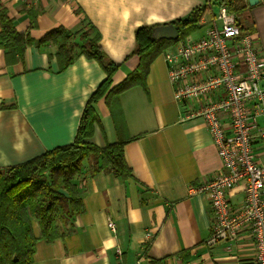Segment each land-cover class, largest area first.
Here are the masks:
<instances>
[{"label":"crops","instance_id":"0c3cea01","mask_svg":"<svg viewBox=\"0 0 264 264\" xmlns=\"http://www.w3.org/2000/svg\"><path fill=\"white\" fill-rule=\"evenodd\" d=\"M207 1L0 0V4L16 19L17 29L35 40L60 26L75 34L93 25L101 34L102 48L121 65L114 77L118 85L139 64L137 57H130L139 28L184 18ZM247 23L254 26L253 36L264 57V0L247 13ZM55 52L54 46L41 48L35 43L23 61L9 65L0 48V168L73 143L88 100L107 77L97 61L85 56L59 72ZM183 108L163 57L151 65L147 88L135 86L119 97L113 93L108 102L99 101L100 120L91 142L105 147L127 141L124 153L132 177L92 174L86 159L77 181L83 213L63 237L39 239L33 264H252L256 248L249 232L236 240L208 244L210 201L195 188L222 164L205 121L184 118ZM255 146L264 161V143ZM230 197L235 204L242 202V186Z\"/></svg>","mask_w":264,"mask_h":264},{"label":"trees","instance_id":"16d2710c","mask_svg":"<svg viewBox=\"0 0 264 264\" xmlns=\"http://www.w3.org/2000/svg\"><path fill=\"white\" fill-rule=\"evenodd\" d=\"M223 6L237 16L244 33H255L254 26L247 23V13L252 9L247 0H208L188 16L164 24L175 26L179 33L177 40H156L153 32L159 25L139 28L130 56L137 57L139 64L124 81L114 85L121 65L113 62L102 48L101 34L93 25L75 34L60 26L35 40L17 29L16 19L0 4V48L7 64L23 61L27 48L36 43L41 48H56L59 72L85 56L97 61L107 75L88 100L73 143L25 163L0 168V264H33L40 238L54 241L66 234L85 209L77 181L86 159L91 161L92 174L105 171L123 180L132 177L124 153L127 141L105 147L91 142L95 124L100 120L97 104L104 98L108 102L113 93L119 97L135 86L147 88L151 65L159 55L204 28L203 21H210L215 8ZM29 17L34 27V13L30 11Z\"/></svg>","mask_w":264,"mask_h":264},{"label":"built area","instance_id":"2783aa9c","mask_svg":"<svg viewBox=\"0 0 264 264\" xmlns=\"http://www.w3.org/2000/svg\"><path fill=\"white\" fill-rule=\"evenodd\" d=\"M203 26L206 31L199 39L180 41L163 58L183 117L205 121L222 164L195 188L210 201L208 244L249 232L256 248L252 264H264V161L255 146L264 143V57L253 34L244 33L226 7ZM237 186L244 193L239 204L230 197ZM109 227L116 230L112 221Z\"/></svg>","mask_w":264,"mask_h":264},{"label":"water","instance_id":"95a60500","mask_svg":"<svg viewBox=\"0 0 264 264\" xmlns=\"http://www.w3.org/2000/svg\"><path fill=\"white\" fill-rule=\"evenodd\" d=\"M251 7L259 4L260 0H247ZM153 36L156 40H177L179 33L173 24L160 25L154 29Z\"/></svg>","mask_w":264,"mask_h":264},{"label":"rangeland","instance_id":"374dc122","mask_svg":"<svg viewBox=\"0 0 264 264\" xmlns=\"http://www.w3.org/2000/svg\"><path fill=\"white\" fill-rule=\"evenodd\" d=\"M219 12V8H215V13H218ZM206 31V27L205 28H202V29H199V30H196V31H194V32H192L191 34H189L188 36H187V38L186 39H191V40H196V39H199L202 35H203V33ZM175 46V44L174 45H171L170 47H168L166 50H170V49H172L173 47ZM165 50V51H166ZM164 56V51L159 55V57L161 58V57H163ZM158 57V58H159Z\"/></svg>","mask_w":264,"mask_h":264}]
</instances>
